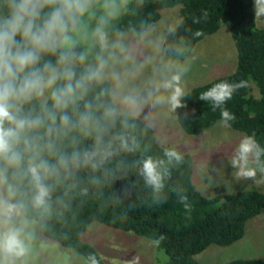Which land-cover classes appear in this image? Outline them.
<instances>
[{"label":"clouds","instance_id":"obj_1","mask_svg":"<svg viewBox=\"0 0 264 264\" xmlns=\"http://www.w3.org/2000/svg\"><path fill=\"white\" fill-rule=\"evenodd\" d=\"M127 2L0 0V264H25L37 222L30 212L40 218L50 215L53 192L64 179L82 167L98 170L119 152L134 150L123 133H110L119 114L135 118L146 105L167 104L173 111L183 107L181 81L186 68L172 71L165 66L171 74L152 81L144 94L128 87L150 59L138 61V50L125 42L124 33L117 30L110 35L111 22ZM97 3L102 14L89 31L84 18L95 16ZM255 15L264 16V0H255ZM147 35L142 32L139 39ZM88 39L98 48L92 60L90 49L78 50L81 40ZM109 80L112 88H101L87 99L94 85ZM245 87L244 80L220 81L199 99L210 102L213 111L220 108L221 120L228 126L235 117L222 106ZM123 123L127 126V120ZM73 133L91 136L92 147L79 148ZM66 140L71 152L61 148ZM163 156L137 162L145 184L157 194L170 177L168 165L183 161L175 148L164 149ZM229 163L237 177L258 187L264 184V146L255 134L239 138ZM161 199L157 195L156 201ZM179 201L191 210L186 195L180 194ZM163 239L161 235L153 243L159 245ZM90 260L98 264L94 256ZM129 264H139V257Z\"/></svg>","mask_w":264,"mask_h":264},{"label":"trees","instance_id":"obj_2","mask_svg":"<svg viewBox=\"0 0 264 264\" xmlns=\"http://www.w3.org/2000/svg\"><path fill=\"white\" fill-rule=\"evenodd\" d=\"M175 5H180V20L163 38V49L170 58H183L197 41L222 23L228 25L236 49V66L231 73L184 92L183 107L176 109L180 128L194 135L210 128L221 119V109L213 111L210 102L199 99L200 94L220 81L244 80L247 87L239 89L222 107L235 117L228 122L229 127L255 134L264 146V28L256 25L254 0H128L121 15L111 22L110 35L118 30L140 36L160 18L162 9ZM94 11L95 16L84 18L89 31L102 14L99 3ZM85 42L78 50L90 49L92 60L98 48L91 39ZM104 87L110 88L108 81L94 85L87 99ZM79 106L83 110V102ZM110 133H123L134 150L119 152L98 170L82 167L64 179L53 192L50 215L40 218L30 212L36 217L34 227L39 234L81 255L83 264H91L93 256L98 264H105L97 249L81 238L93 221L130 230L152 243L163 235L159 245H153L165 255L161 254L166 264H205L195 255L212 243L226 246L240 239L246 222L264 212V192L259 190L244 188L217 195L197 190L192 179V156L188 153H181L182 163L168 165L170 177L165 179L164 189L155 193L145 184L137 163L148 156L164 158L167 147L157 142L154 129L138 116L121 113L111 124ZM72 135L78 137L79 148L92 147L91 136ZM61 148L72 151L67 140ZM180 194L188 197L190 211L180 203ZM157 195L162 198L160 202L156 201ZM221 264H264V256L234 258Z\"/></svg>","mask_w":264,"mask_h":264},{"label":"rangeland","instance_id":"obj_3","mask_svg":"<svg viewBox=\"0 0 264 264\" xmlns=\"http://www.w3.org/2000/svg\"><path fill=\"white\" fill-rule=\"evenodd\" d=\"M179 7L180 5H175L162 9L160 18L146 29L148 35L143 41L132 31H121L125 35V42L137 48L138 61L150 59L142 73L129 81V88H134L142 94L146 93L151 88L152 81L171 74L165 70V66L170 67L172 71L176 68L187 69L181 81L184 92L234 70L236 49L226 23H222L216 31L197 41L183 58L172 59L165 53L163 38L166 32L179 22ZM255 20L257 26L264 28V16L255 15ZM85 43V40H81L80 44ZM117 68L123 71V66L118 65ZM108 82L112 88V82ZM252 93L257 95L255 87L252 88ZM137 116L154 129L160 145L192 156V179L201 193L217 195L244 188L264 192V184L258 187L251 180L237 177L235 169L229 163L231 148L239 138L247 134L229 125L225 126L221 119L198 135L188 134L180 128L176 110H171L167 104L155 107L146 105ZM81 238L97 249L105 264H129V261L137 256L139 264H166L165 258L161 256L164 254L156 251L150 240L130 230L93 221ZM260 256H264V212L246 222L244 234L240 239L226 246L212 243L195 255L198 261L205 264H221L234 258ZM25 264H83V258L35 230L33 248Z\"/></svg>","mask_w":264,"mask_h":264}]
</instances>
